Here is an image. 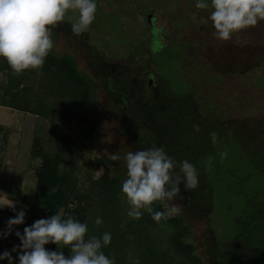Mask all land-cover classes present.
<instances>
[{
	"label": "trees",
	"instance_id": "16d2710c",
	"mask_svg": "<svg viewBox=\"0 0 264 264\" xmlns=\"http://www.w3.org/2000/svg\"><path fill=\"white\" fill-rule=\"evenodd\" d=\"M167 50L158 54H168ZM98 61L97 75L108 78L111 70L103 64L106 60L101 57ZM125 61L130 62L131 59ZM118 65L119 73L107 79L106 83H110L114 90L109 95L122 113L121 124L123 119H129L130 124H124L122 130H126L130 138L136 142L133 135L136 133L148 140L146 135L151 136L155 132L151 120L154 117H188L187 126L196 132L193 126L199 125L198 98H195L194 89L172 98L162 79L152 87L140 77L138 68L128 69L122 62ZM95 86L96 81L80 70L75 57L54 48L41 68L26 70L19 75H13L7 63L0 59V105L31 113L37 119L30 153L39 162L35 166L34 192L22 198L29 207L26 221L31 224L35 219L47 217L61 208L65 216L72 215L82 222L87 219L86 238L99 237L105 231L111 233V243L103 251L114 258L115 264H206L197 252L191 226L182 215L159 223L153 221L147 212L138 220L127 216L128 205L120 194V184L125 178L120 172V161L110 160L100 150L105 132L93 118ZM166 99L170 103L167 106ZM136 118L145 120V123L136 121ZM156 127L159 133L171 135L168 139L172 144L173 157L177 161H191L198 169L199 184L207 187L205 169H199L206 156L198 154L195 139L189 138V145H186L182 137L185 125L180 121L172 125L158 121ZM235 127L233 135L243 141L244 150L256 158L264 155L260 145L261 134L251 133L240 122ZM10 135L11 129L0 123V171L4 166V150ZM188 149L193 150L183 154V150ZM179 152H183L181 156ZM260 164L263 167L256 165L263 170L264 162ZM262 206L264 204L260 203L258 207ZM153 208L163 210L159 202H154ZM245 214L246 220L236 218L235 234L229 241L220 246L217 242L211 244L215 264L262 263L264 210L260 209L257 215ZM97 216L102 218L101 225L94 223ZM64 251L68 253L67 248Z\"/></svg>",
	"mask_w": 264,
	"mask_h": 264
},
{
	"label": "rangeland",
	"instance_id": "374dc122",
	"mask_svg": "<svg viewBox=\"0 0 264 264\" xmlns=\"http://www.w3.org/2000/svg\"><path fill=\"white\" fill-rule=\"evenodd\" d=\"M193 4L194 0H98L96 18L88 31L76 36L67 21L53 28L54 49L75 57L80 70L96 81L93 118L105 132L100 150L104 155L116 153L121 157V173H125L124 153L141 148L122 130V113L96 73L101 57L111 63L122 62L131 70L138 68L140 77L148 83H159L162 79L172 98L189 93L192 88L199 98L212 101L222 120L227 117L247 119L252 124L247 125L251 133H264V89L258 86L256 76L264 74V59H260L258 65L252 62L264 54V22L235 33L228 41H219L213 35L211 23L206 21L207 13L196 10ZM68 15L74 19L73 13ZM154 25H162L166 30L163 33L166 43L161 51L168 49V54L150 51ZM241 44L244 45L240 53L250 54L236 65L227 64L222 57L230 55ZM128 58L130 62L125 61ZM164 102L166 106L170 104L169 99ZM4 118L11 129L10 150L8 146L4 150L11 162L6 167L14 169L15 181L0 184V198L12 201L17 210L24 209L27 214L29 207L22 198L33 193L36 184L35 166L39 160L32 157L30 145L37 119L21 111L6 114ZM213 148L216 155L206 156L201 162L207 184L212 188L210 198L214 211L210 218L214 235L209 229L205 231L207 221L202 214L186 209L188 217L194 221L197 252L206 264H215L207 244H224L235 234L236 218L244 219L245 212L257 215L260 209L264 210V206L258 207L264 204V169L259 168L263 167L260 163L264 162V155L252 156L244 150L242 140L223 131L216 135ZM225 150L227 155L221 158ZM1 209L8 212L0 210V230L4 229L7 219L15 215L8 206ZM22 225H15L14 230L22 231ZM18 241L14 234L6 239L0 237V251L11 249ZM46 247L54 249L55 245ZM12 255L15 257V253ZM261 264H264V256Z\"/></svg>",
	"mask_w": 264,
	"mask_h": 264
},
{
	"label": "clouds",
	"instance_id": "9594fccd",
	"mask_svg": "<svg viewBox=\"0 0 264 264\" xmlns=\"http://www.w3.org/2000/svg\"><path fill=\"white\" fill-rule=\"evenodd\" d=\"M97 4L98 0H0V59L7 63L13 75L41 68L54 48L53 28L67 21L71 32L79 36L94 22ZM193 6L207 13L206 21L211 23L213 35L219 41H228L235 33L264 22V0H194ZM69 12L74 14V19ZM165 31L162 25L152 27V53L165 47ZM193 127L199 131V125ZM210 137L215 143L216 133L211 132ZM220 155L225 157L227 151ZM109 159L115 161L121 157L112 153ZM123 162L125 178L120 184V194L128 205L126 214L133 220L140 219L145 212L156 223L178 215L179 206L169 202L180 194V185L186 190L198 187L196 166L188 159L177 161L161 146L128 151L124 153ZM154 202H159L163 210H154ZM5 206L15 215L7 219L0 237L6 239L14 234L19 243L0 251V261L6 260L7 264H115L114 258L103 251L111 243V233L105 231L99 237L86 238L87 219L82 222L72 215L65 216L61 208L25 224L22 231L14 230L15 225L24 224L25 210H17L12 201L0 198V208ZM94 223L101 225L102 218L97 216ZM48 244L55 248H47Z\"/></svg>",
	"mask_w": 264,
	"mask_h": 264
},
{
	"label": "flooded vegetation",
	"instance_id": "af4514ba",
	"mask_svg": "<svg viewBox=\"0 0 264 264\" xmlns=\"http://www.w3.org/2000/svg\"><path fill=\"white\" fill-rule=\"evenodd\" d=\"M243 45H238L236 46L235 50L231 51L230 55H224L225 62L227 64H233L236 65L237 63H240L243 58L247 55L250 54L248 52H244L243 54H241L240 52H243ZM247 45V44H245ZM224 54V53H223ZM233 54V56H232ZM260 59H264V54H260V57L257 59L252 60V62H255V64L258 65V61ZM250 61V63H252ZM261 62H263V60H261ZM99 63V62H98ZM97 63V65H98ZM103 64L105 65V67L110 68V74L108 76V78H102V75L100 76V79L102 80L104 87L106 88V91L108 94H110L111 90H113L112 87H110V83H106L108 82V80H110L113 76H117V74L119 73L118 68L120 67L118 65V63L114 62H107L104 61ZM249 64V63H248ZM120 72H121V68H120ZM257 78V82H258V86L261 87L262 89H264V74H260V75H256ZM260 76V78H259ZM151 78V77H150ZM263 80H262V79ZM261 81H263L261 84ZM150 86H154L152 83H150ZM194 93V90H193ZM115 96V94H114ZM113 96V97H114ZM195 98H198L199 102L197 101L198 105L196 106L197 108V116H198V123H199V131H192L189 129V127L187 126V122L189 121L188 117H182V118H174L173 116H167V117H163V118H157L154 117L151 120L154 122L153 124V128H154V133L151 134V136L146 135V137H149V139H145V136L143 135H138V134H133L136 138V144L140 146L141 149L143 148H148L150 146H161L164 148V150L173 157L172 155V150H171V142L169 141V137L171 135L166 134V133H159L156 127V122H165L166 125L171 124L173 121H180L182 123V125H185V127H183V129L185 130V134H182V137H184V140L186 141V145L187 141L189 140H193L195 139L196 142L194 144H196V148L198 151V154L200 156H212V155H216L215 149L213 148V142L211 140L210 137V133L211 132H215L216 135L218 134V132L220 133L221 131H223L224 133L228 132L231 134L235 133L236 130V124L237 122H240V124L247 126L250 123V121H247V119H241V118H236V117H227V119H221L218 110L216 109V107L213 106V103H211L212 101H208L206 100L207 98L205 97H201L199 98L197 95H195ZM155 98V97H154ZM194 98V99H195ZM203 111L206 112V114H203ZM170 112H172V110H170ZM124 122L123 124L125 125H129V119L125 118L123 119ZM133 120V119H132ZM136 121H142L143 123H145V120L143 119H139L136 118ZM252 125V124H251ZM251 125H249L251 127ZM264 125V123H263ZM262 128V126H261ZM255 131L258 129H254ZM264 130V129H263ZM124 134V133H123ZM262 135V139H261V143L260 145L263 148V152H264V133H261ZM193 149H188V150H183L184 153H191ZM190 151V152H189ZM120 161V160H119ZM120 165H121V161H120ZM199 169L200 170H204L205 167L202 164V162H200L199 164ZM217 164L215 163L214 167H216ZM178 170V169H177ZM124 174V173H123ZM207 187H204L202 184L198 183V187L195 189H191V190H186L183 187V184L180 185L181 191L180 194H178L174 200L170 201V204H176L179 206L180 208V213L178 215H182L184 220L191 226V230H192V236H194V229H193V224L194 221L192 219H190L188 217V212L186 211L187 208H190L191 210H193L194 212L198 213V214H202L203 217H205L206 219V228L205 231L209 229V233H213L211 229H213L212 227V223H211V218L210 216L213 214L214 208L213 205L211 203V194H212V188L211 186H209V184H207ZM185 209H184V208ZM208 220H210V223L208 224ZM211 231V232H210ZM208 235V233L206 234ZM214 235V234H212ZM204 234L202 235V237L204 238ZM207 248L209 253L211 254L212 252V247L211 244H207Z\"/></svg>",
	"mask_w": 264,
	"mask_h": 264
},
{
	"label": "crops",
	"instance_id": "0c3cea01",
	"mask_svg": "<svg viewBox=\"0 0 264 264\" xmlns=\"http://www.w3.org/2000/svg\"><path fill=\"white\" fill-rule=\"evenodd\" d=\"M13 111H15V112H13ZM16 112H17V110H14V109L7 107V106L0 105V123L3 124L4 126H7L10 128L9 124L4 123V119H5L4 117L6 114H11V113H16ZM9 141H10V138H9ZM7 146L10 150V144L9 143ZM4 155H5V163H4L2 170L0 171V184H8V183L15 181V175L12 174L14 169L12 167H6V164L10 163L11 161L7 160L8 155L6 154L5 151H4ZM25 224H29L28 221H26V219H24V224L22 225V227H24ZM18 243H19V241L17 242V244ZM0 264H7V261L6 260L0 261Z\"/></svg>",
	"mask_w": 264,
	"mask_h": 264
},
{
	"label": "water",
	"instance_id": "95a60500",
	"mask_svg": "<svg viewBox=\"0 0 264 264\" xmlns=\"http://www.w3.org/2000/svg\"><path fill=\"white\" fill-rule=\"evenodd\" d=\"M150 15H151V14H150ZM150 15H149V16H150Z\"/></svg>",
	"mask_w": 264,
	"mask_h": 264
}]
</instances>
